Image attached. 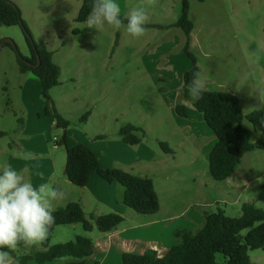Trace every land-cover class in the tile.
Wrapping results in <instances>:
<instances>
[{
    "label": "rangeland",
    "instance_id": "obj_1",
    "mask_svg": "<svg viewBox=\"0 0 264 264\" xmlns=\"http://www.w3.org/2000/svg\"><path fill=\"white\" fill-rule=\"evenodd\" d=\"M11 1L21 9L35 42L45 44L53 52L55 64L61 68L62 85L54 88L50 95L58 112L71 124L69 146L80 145L86 139L99 149L104 164L117 169L128 166L133 168L132 174L148 176L155 184L161 204V212L155 217L126 208V215L119 214L124 222L110 233L97 229L87 233L81 224L58 226L53 232L51 246L75 242L77 237L85 236L92 240L96 249L88 264H122L124 253L142 254L140 249L162 248V243L172 246L179 242L175 233L171 236L160 226L152 227V221H167L168 226L179 229L192 228L185 227L187 218L195 214L200 216L202 209L206 214L221 209L228 217L238 218L246 202H254L264 211V149L245 155L243 165L247 169L248 183L242 181L235 190L229 181L217 182L211 177L209 155L204 158L205 152L198 157L195 155L197 163L193 165L196 149L191 142L175 134L178 129L189 127L193 140L202 139L198 144L209 141L204 129L214 135L194 108L189 119L180 118L175 112L176 93L183 83L182 73L191 63L183 52L184 32L176 27L168 30L161 27L179 21L183 0H155L153 5L147 0H116L122 18L133 8H146L147 24L154 27L146 28V34L139 39L131 37L123 28L117 31L106 25L98 32L89 30L85 23H77L82 0H69V14L60 20L52 15L58 0ZM189 6L195 26L192 51L198 59L205 90L236 95L245 115L263 108L264 0H189ZM76 29L81 34L75 35ZM177 36L183 38V43L178 44ZM166 40L173 47L174 59L167 63L170 69L160 66L161 59L154 57L155 53L144 55L157 50ZM10 41L20 54L31 57L21 27L0 26V129L9 133L0 138V164H10L33 183L50 182L61 189L64 198L54 203L56 210L74 200L85 202L84 212L88 219L95 208L103 215L110 214L111 210L98 205L91 192L73 186L64 176L66 150L56 144L63 130L57 127L52 116L51 119L46 117L44 107L38 111L47 102L42 96L40 81L31 76L35 84L30 87L23 84L25 74L19 71L17 52L2 45ZM162 76L170 80L168 93L160 92L167 85L165 80L160 83ZM22 90L24 98L29 99L27 103L21 99ZM88 112L91 115L83 119ZM20 118L24 126L16 132ZM126 124L146 131L143 144L152 152V158L155 157L153 163L136 160V151H140L141 146H130L122 141L119 131ZM244 126L252 132L253 143L264 141V134L255 133L247 120ZM100 136L105 138L96 139ZM160 142L168 143L176 152L175 156L164 153ZM25 151L36 154L33 160L37 164L23 159ZM48 160H52V168H42ZM26 163L29 164L25 166ZM31 247L41 249V245ZM33 250L17 248L15 252L21 257L33 254ZM249 256L254 264H264V248L249 251ZM216 257L218 263L224 262L221 254ZM69 262L63 259L45 264ZM13 264L21 263L14 260ZM29 264L38 263L31 261Z\"/></svg>",
    "mask_w": 264,
    "mask_h": 264
},
{
    "label": "trees",
    "instance_id": "obj_2",
    "mask_svg": "<svg viewBox=\"0 0 264 264\" xmlns=\"http://www.w3.org/2000/svg\"><path fill=\"white\" fill-rule=\"evenodd\" d=\"M204 2L206 0H198ZM91 10V0H82L76 22L84 24ZM127 21H125V24ZM0 26H20L26 36L31 57H24L10 43H3L17 52V63L22 74L32 73L42 86L43 98L51 103V108L45 109L46 116H52L58 128L63 130V136L56 141L57 146L66 150V164L64 176L74 186L85 188L93 173L106 182H116L124 189L123 204L137 214L154 216L161 210L158 194L152 179L140 177L121 169H105L100 165L97 155L86 145L69 146L68 129L70 122L56 109L50 92L61 85V68L55 64L53 52L45 44H37L27 24L22 17L21 9L11 0H0ZM146 28L154 27L146 25ZM179 28L185 34L183 52L191 62V68L183 75V88L176 114L181 118L189 117L186 103L190 102L194 109L202 114L209 129L213 132L216 143L209 153V173L217 182L226 181L235 172L244 156L257 149H264V141L253 143L252 132L244 126L247 120L255 133L264 134V107L245 115L240 107V100L236 95L225 92L203 93L199 101L188 95L187 81L192 73L201 69L198 59L191 49V34L195 28L190 18L189 0L182 1V16L177 23L162 29ZM76 29L74 34H80ZM39 63V64H38ZM160 79V83H164ZM160 92H167L161 88ZM91 115L88 112L83 119ZM24 126L22 118L19 119V132ZM9 133L0 131V138L7 137ZM119 136L130 146L140 145L146 137V132L131 124L124 125ZM100 136L96 139H104ZM160 148L166 154L172 153L168 143L160 142ZM241 216L228 217L224 210L219 209L212 214H206L204 225L196 230L175 231L178 243L172 246L168 253L160 256L154 249H147L142 254L124 253L122 264H254L249 251L264 248V211L253 202L244 203L241 207ZM56 224L50 230L47 241L41 244V249L19 246L21 250L32 248L33 254L19 257L12 253L14 260L21 264L35 261L38 264L56 262L63 259L72 260L68 264H87L88 259L95 254V246L91 239L85 236L76 238L75 242L51 246V238L56 227L64 225H83L87 233L97 229L101 233H110L117 229L124 218L116 213L87 218L81 204L71 202L54 213ZM224 257L223 263L217 262V255Z\"/></svg>",
    "mask_w": 264,
    "mask_h": 264
},
{
    "label": "clouds",
    "instance_id": "obj_3",
    "mask_svg": "<svg viewBox=\"0 0 264 264\" xmlns=\"http://www.w3.org/2000/svg\"><path fill=\"white\" fill-rule=\"evenodd\" d=\"M147 3L153 5L155 0H147ZM148 22L144 7L133 8L122 18L116 0H91V10L85 20L89 30L100 32L106 25L117 31L123 28L135 39L146 34ZM187 90L193 100L203 98L205 87L199 71L192 73ZM22 157L25 160L37 158L30 151L23 152ZM63 198L64 192L52 183H33L10 164H0V264H13L12 253L21 245L30 247L47 241L56 224L54 203Z\"/></svg>",
    "mask_w": 264,
    "mask_h": 264
},
{
    "label": "crops",
    "instance_id": "obj_4",
    "mask_svg": "<svg viewBox=\"0 0 264 264\" xmlns=\"http://www.w3.org/2000/svg\"><path fill=\"white\" fill-rule=\"evenodd\" d=\"M56 2H57V5H56V7L54 9H52V15H54V17L57 20H60V18L62 16H64L65 14H69L68 11L70 10L69 9L70 1L69 0H65V1L64 0H58ZM80 8H81V6H78V12H79ZM146 25H149V24H146ZM177 38H178V36H177ZM192 39H193V32L191 34V49H192ZM168 41L169 40H166L163 43V45L160 46L157 50H155V51H153L151 53L145 52V54H144V55H147V56H149V54H150V56H152L153 53H155L154 57L159 56V58L161 59L160 66H165L166 65L165 66V69H170V66L167 63H169V61H171V60L174 59L173 58L174 55L172 54L173 53L172 52L173 51V47H171L172 43L171 42H168ZM179 43H183V38L182 37L178 38V44ZM162 61H164L165 64H162ZM190 68H191V66L188 68V70ZM188 70H186V71H188ZM186 71L184 70L182 74L184 75V73ZM31 76H34V75H27V74L24 75V77H23L24 78L23 79V84H25V86L26 85H29V87H30V86H32V85L35 84V81H34V79ZM163 77H165V76H162L161 79H164L166 81V84H167L166 85V88H167L168 92H170L171 91V88L169 87L170 80L167 77H165V78H163ZM40 84H41V82H40ZM182 88H183V83L181 84L180 88H178L180 90V92H181ZM23 90L21 91V99H23L24 103H27V101H29V99L24 98ZM41 90H42V86H41ZM206 91H208V90H206ZM180 92L176 93V96L178 98L177 101H176V107L178 105V100H179V94H180ZM42 96H43V94H42ZM46 101L48 103H50L48 100H46ZM47 102H44V104L41 105V107L38 109V111H40V109H42L43 107H44L43 109L49 108V104ZM50 105H51V103H50ZM186 106H187L188 111H189V117H187L186 119H189L190 116H191V114H192L191 109L194 108V107L192 105H189V104H186ZM175 112H176V109H175ZM46 117L49 118V119H51V116H46ZM202 118H203V116H202ZM17 119H18V117H17ZM17 122H18V120H17ZM134 126H136V125H134ZM136 127H138V126H136ZM138 128H140V127H138ZM203 129H204V127H203ZM178 130H179V132L178 133H175V134L179 138H182L183 141H185L187 143L188 142H191L192 147L194 149H196V150H194V154H193L192 161H191V163L193 165L197 163V160L194 158L195 155H196V157H198V155L199 156H200V154L203 155V153L205 152L203 156H204V158L207 157V155H209L211 149L213 148V146L216 143L215 136L212 135L209 131H206V129H204V130H205V133H207V138L209 139V141H208V143L205 142V141H202V144H198L202 139L193 140V135H192V129L191 128L185 127V128H180ZM0 131L7 133V131L2 130V129H0ZM81 144L88 146L97 155V157L99 159V162H100V165L103 168H105V169H112L113 168L112 166H109L107 164H104L103 159L101 157V154L99 153V149L95 148V145L94 144H90L89 142H87L86 139L83 140L81 142ZM140 146H141L140 147V151H136V154H135L136 157H137L136 160L141 159L144 162L153 163L154 160H155V157L152 158V152L149 150V148L147 149V147L144 146L143 142L140 144ZM171 150H172V153H170L169 155H172L174 157L175 154H176V152L172 148H171ZM145 151L148 152V155L150 153V156H148ZM248 154H250V153H248ZM102 155L104 156L103 153H102ZM15 159H18V158L15 157ZM243 159H242L241 163L237 166V168L235 169V172L231 175V177H229L226 180V181H229L231 183L232 189H235V190H236V188H239L240 183H242V181H245V182L248 183V180H247L248 179L247 169L244 168ZM17 161H19V160H17ZM20 162L23 163V161H20ZM31 163L37 164V161L32 160ZM191 163H189V165ZM28 164L29 163H26L25 166H27ZM46 166H49V168L51 169L52 166H53L52 160H48L45 164L44 163L42 164V168H44ZM35 169H33V170H35ZM121 169H123L124 171L129 172V173H131L130 171L133 170V168H130L128 166H124ZM167 169H169V168L167 167ZM140 177H147V178H149L148 176H140ZM82 189L88 190L89 192H91L93 194V196H94L97 204L100 205V206H104V207L109 208L111 210V213L113 212V213H117V214H120V215H126V213L128 212V211H126L128 208L123 204V193H124V189L118 183H116V182H112V183L106 182L103 179H101L97 174L93 173L91 175V178H90V181H89L88 185L85 188H82ZM156 192L158 194V191L157 190H156ZM71 202H76V201L70 200V201L67 202V204H69ZM77 203L81 204L83 210H85V212H86V204H85V202L84 201H82V202L81 201H78ZM199 207H203V206H199ZM203 208H205V207H203ZM160 212H161V210H160ZM201 212H202V214H201ZM201 212H199L200 213L199 214L200 216H198V215L195 214V215H192L191 217L187 218V220H186V226L185 227H192V228H181V229H179V228H176V226H168L167 225V221H165V222H163V221L157 222L158 220L152 221L150 223V225H152V227H154V226H160L161 228H164V230H167L171 236L174 235L175 231H180V230L193 231V229H196V228H197L196 230H198V229H200L204 225V222H205L204 217L206 215V211L204 209H202ZM158 214H156V215H158ZM92 215L101 216L103 214L100 213L99 208H95ZM156 215H154L152 217H155ZM159 223H162V224H159ZM135 242H137V241H135ZM176 244H177V242H176ZM176 244H171V245L174 246ZM161 246H162V248H160V246H158L157 248L156 247L153 248L155 250H158L160 256H163L166 253H168L169 249L172 247V246H170V244H167L166 245V244H163V243L161 244ZM146 250L147 249H145V250H141L140 249V251H142L140 253H143ZM70 261H72V260H70ZM87 264H88V262H87Z\"/></svg>",
    "mask_w": 264,
    "mask_h": 264
},
{
    "label": "water",
    "instance_id": "obj_5",
    "mask_svg": "<svg viewBox=\"0 0 264 264\" xmlns=\"http://www.w3.org/2000/svg\"><path fill=\"white\" fill-rule=\"evenodd\" d=\"M8 43H10L14 48H16V45L13 43V42H8ZM39 64V63H38Z\"/></svg>",
    "mask_w": 264,
    "mask_h": 264
},
{
    "label": "built area",
    "instance_id": "obj_6",
    "mask_svg": "<svg viewBox=\"0 0 264 264\" xmlns=\"http://www.w3.org/2000/svg\"><path fill=\"white\" fill-rule=\"evenodd\" d=\"M155 250V249H154ZM158 251V250H157Z\"/></svg>",
    "mask_w": 264,
    "mask_h": 264
}]
</instances>
